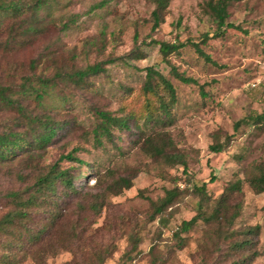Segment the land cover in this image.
Here are the masks:
<instances>
[{
    "label": "rangeland",
    "instance_id": "rangeland-1",
    "mask_svg": "<svg viewBox=\"0 0 264 264\" xmlns=\"http://www.w3.org/2000/svg\"><path fill=\"white\" fill-rule=\"evenodd\" d=\"M207 1L173 0L164 22L153 32L155 6L148 0H51L54 15L76 21L74 27L66 33L51 29L18 50H0V84L14 89L32 75L31 63L48 54L53 63L68 69L99 63L105 69L84 88H57L43 107L26 103L30 111L50 112L57 126L70 125L45 151L23 153L0 166V220L7 212L2 209L6 192L26 191L53 166L58 172L68 170L79 185L86 181L85 176L80 179L82 172L91 182L84 196L72 200L62 195L70 222L51 227L34 254L19 257L16 264H40L41 254L45 256L41 264H99L94 255L105 250L111 253L105 264H151L153 257L165 262L159 264H236L242 254L229 249V244L243 240V235L218 241L216 227L200 222L180 234L181 240L176 238L183 222L197 215L200 198L194 189L206 182L211 201L241 182L242 194L232 195L230 201L241 213L233 230L243 233L260 226L254 239L260 256L252 264H264V193L255 194L249 183L256 165L264 164V128L254 121L264 108V92L258 85L264 79V0L232 4L227 22L239 31L227 29L219 35L203 14ZM206 33L208 39L202 41ZM157 42L180 46V54L172 53L165 60ZM193 43L211 62L197 53ZM47 65L39 66L37 75L51 76L52 69L45 71ZM172 68L194 83L175 78ZM148 69H153V81L162 75L177 90V103L165 122L162 116L149 122L137 114L141 103L136 97ZM96 111L142 117L128 128L109 124L107 135ZM14 117L0 112V125ZM150 137L149 144L165 146L164 156L147 145ZM218 144L224 151L212 154L210 146ZM70 153L74 160L62 159ZM120 178L132 180L133 187L120 196L110 195L108 188ZM211 178L216 181L211 183ZM169 192L176 195L162 215L168 222L163 227L159 218L151 222L152 204L165 200ZM93 205L103 210L96 214ZM213 208L209 203L206 214L211 215ZM48 210L43 207L42 216ZM73 225L79 238L68 241ZM130 236L141 239L136 250Z\"/></svg>",
    "mask_w": 264,
    "mask_h": 264
},
{
    "label": "trees",
    "instance_id": "trees-1",
    "mask_svg": "<svg viewBox=\"0 0 264 264\" xmlns=\"http://www.w3.org/2000/svg\"><path fill=\"white\" fill-rule=\"evenodd\" d=\"M155 9L152 12V31L157 32L160 25L164 22L165 15L173 0H148ZM244 0H208L203 5V14L212 20L215 27V34L219 35L227 29L239 31L238 27L228 24L229 8L232 4L242 2ZM76 25V21H62L54 15L51 6V0H0V39L7 35L4 42L0 41V50L10 49L18 50L34 43L39 37H43L56 29L60 33L68 32ZM208 33L202 37V41L208 39ZM160 46V53L164 59L172 54H180V46L157 42ZM193 48L206 61L211 62L210 56L205 54L201 46L193 43ZM183 47V46H181ZM46 57V58H45ZM43 57L39 62L33 61L30 69L32 75L24 77L23 83L19 88L3 86L0 84V112L12 113L14 118L0 125V166L5 165L18 158L23 153L42 152L45 151L58 136V132L62 131L70 125L65 122L64 125L57 126L54 123L50 112L30 111L26 107L27 101L35 102L39 107H43V101L46 97H50L51 92L57 88H65L68 90L84 88L89 79L100 75L105 71L104 64H94L83 69H68L66 66H59L51 60L50 54ZM45 59V60H44ZM46 63L48 69H52V75L46 76L45 73L37 75L39 66ZM175 78L185 84H192L194 80L185 78L180 75L176 68H172ZM153 69L147 70L141 89L138 92L136 100L140 102L137 114H143V117L149 122H153L156 117L162 116L163 122L169 119L172 114L173 107L177 103V90L175 85L166 77L159 75V79L153 81ZM260 90L264 92V79L259 84ZM64 100L66 95L61 94ZM142 101V102H141ZM152 105L156 107L152 109ZM104 121L103 134L110 135L108 125L114 123L122 128H128L130 122L139 121L138 116L132 115L123 117H113L102 111L95 113ZM255 123L264 128V108L254 119ZM151 137L147 139V145ZM153 142V141H152ZM152 142L149 146L155 151L157 156L165 155V146L163 149L153 146ZM224 146L212 145L210 151L212 154H220L224 151ZM40 154V153H39ZM167 157V156H166ZM63 160H74V154L70 153L63 156ZM86 178L82 184L75 182L76 178L70 175L68 170L58 172L56 167H51L46 175H41L36 182L26 191L11 190L4 195V207L7 209L5 216L0 220V264H16L19 263V257L26 258L33 255L34 252L44 243V237L51 227L56 226L66 220V201L62 200V195L67 198H75L84 196L86 189L89 187L90 180H87L86 172H82L81 177ZM215 178H211L210 182L214 183ZM250 187L255 194L264 193V164H258L255 168V174L249 179ZM207 182L201 187L194 189V195L200 198L199 211L189 221H184L176 238L180 239V234L189 232L200 222H205L210 228L212 225L216 227L215 238L219 241L230 242L235 236L243 235V240L232 241L229 249L235 253H241L236 264H252L260 254L257 252L254 239L260 235V226L246 228V231L239 233L233 230L235 224L240 219L241 213L236 206H230L231 197L242 194L241 182L227 187L218 200L211 201V196L207 194ZM61 194L57 193L59 186ZM133 187L132 180L128 178H120L112 186L108 188V193L112 196H120L124 190H130ZM174 192H169L167 198L159 203H153L154 213L151 222H155L159 218L161 226L166 227L167 220L162 217L163 213L170 207ZM209 203L214 205L213 213L206 214L205 208ZM47 207L48 213L42 216L40 210ZM103 210V206H91V211L99 214ZM234 212L230 214V211ZM264 211V207L262 208ZM70 222V221H69ZM68 237V241H74L72 238H79L78 229L73 225ZM88 231V229L86 230ZM130 244L136 250L141 243V239L137 236H130ZM91 250V249H90ZM2 251V252H1ZM154 251V249H153ZM243 252H246L243 255ZM39 257L40 264L45 259L44 254ZM111 253L107 250L98 252L94 255L99 264H105ZM231 259V258H230ZM234 259V258H232ZM36 261V260H35ZM165 263L160 259L153 257L151 264ZM76 264V263H75Z\"/></svg>",
    "mask_w": 264,
    "mask_h": 264
},
{
    "label": "built area",
    "instance_id": "built-area-1",
    "mask_svg": "<svg viewBox=\"0 0 264 264\" xmlns=\"http://www.w3.org/2000/svg\"><path fill=\"white\" fill-rule=\"evenodd\" d=\"M260 84V82H258V85ZM254 87H255V85H254Z\"/></svg>",
    "mask_w": 264,
    "mask_h": 264
}]
</instances>
